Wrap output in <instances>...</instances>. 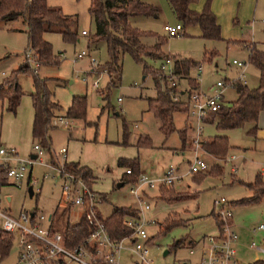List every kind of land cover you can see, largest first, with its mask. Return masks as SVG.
Returning <instances> with one entry per match:
<instances>
[{"label": "rangeland", "instance_id": "rangeland-1", "mask_svg": "<svg viewBox=\"0 0 264 264\" xmlns=\"http://www.w3.org/2000/svg\"><path fill=\"white\" fill-rule=\"evenodd\" d=\"M205 1L199 0L194 4V9L198 7L199 11ZM151 2L158 9V18L134 17L130 22L134 27L157 32L165 38L162 27L166 23L173 25L175 16L168 1ZM47 3L59 7L66 15L76 17L72 30L78 39L65 41L57 32L44 33V39L51 44L52 54L58 56V63L38 65L35 55L28 60L25 57L26 52H32L27 47L24 20L0 21V71L9 75L27 62L38 78L46 79L51 100L61 106V112H58L61 115H64L73 97L85 98L84 117L67 121L72 130L68 131L62 126L53 127L55 129L49 131L48 137L53 157L61 158V149H67V161L79 163L94 174L96 182L93 180V190L97 195L103 194L100 198L104 199L96 204L101 218L106 219L116 208L139 207L135 197L129 194L130 184L116 188L125 172V168H118L119 160H137L140 173L150 181L161 179L170 167H174L182 178L173 183V191L181 197L179 200L173 203L161 200L158 183L153 188L144 187L143 192L147 195L140 196L142 206H149V210L143 211L144 230L149 239L153 238L148 246L149 256L154 264H197L199 256L189 255L192 248L189 242L198 243L205 236L217 234L212 218L213 203L220 199L230 203L247 199L251 197V192L246 186L254 183L258 175L264 180V111L257 120L256 136L247 134L251 125L217 132L214 125L207 124L212 117L209 116L202 126L203 143L222 135L228 138L231 148L221 160L200 150L199 155L208 166V171L200 179L188 175L189 162L193 158L191 119L184 113L174 114L176 132L165 138L160 131V121L148 109V99L156 95L153 76L143 75L142 65L128 54L121 58L120 72L106 73L104 64L108 61V54L105 42H89L90 35L95 31L88 12L89 0H47ZM210 7L220 25L222 40L203 39L198 26H189L180 36H166L164 53L181 60L202 63L198 87L204 92H209L217 80L237 78L240 70L232 64L234 59L246 65L245 84L250 88L256 87L258 70L248 63L246 47L253 42L264 53V0H210ZM82 30L87 34H82ZM141 41L145 45L154 42L151 38H141ZM205 50L217 52L211 62H202ZM82 51L84 55L75 59L76 54ZM165 62V59L147 61L155 69ZM196 74L194 68L189 75L197 78ZM176 78L179 91L189 89L186 78ZM96 79L98 86L94 87ZM17 82L22 96L16 114L7 111V101L0 99V143L15 149L20 159H29L34 156L32 148L37 144L31 135L33 108L30 94L33 92V78L29 74L19 73ZM108 82L113 83L108 86ZM161 87L165 89L164 82ZM222 95L223 106L230 105L237 97L234 87L225 88ZM178 98L185 101L186 93ZM188 127L190 130H186V143L182 148L177 131ZM142 139L149 145H143ZM43 152L42 160L47 162L48 154ZM231 157L234 160L228 164L227 159ZM233 169H236L235 173L231 172ZM45 172L48 170L41 166L33 168L31 176L37 183L32 185L35 194L32 198L27 193L31 185L15 188L0 184V212L16 217L22 210H36L38 217L45 219L41 221V226L63 234L67 223L74 225L78 222L81 209L70 207L64 211L60 184L43 180ZM38 190L40 193L36 192ZM7 198L11 199L10 204L6 202ZM230 210L235 230L243 244L236 255L239 264H261L264 255L258 253L257 249L264 251V230L252 231L264 226V198L251 204H233ZM51 215H54L53 222L47 223ZM167 218L175 219L180 224L164 231L163 223ZM176 243L179 245L174 248ZM252 243L256 248H251ZM130 246L124 242L118 264H137V257L130 252ZM165 252L167 254L164 256ZM16 259L17 249L13 245L0 264H16Z\"/></svg>", "mask_w": 264, "mask_h": 264}, {"label": "trees", "instance_id": "trees-1", "mask_svg": "<svg viewBox=\"0 0 264 264\" xmlns=\"http://www.w3.org/2000/svg\"><path fill=\"white\" fill-rule=\"evenodd\" d=\"M167 1L176 21L182 24L183 30L189 26H198L201 38L215 41L222 40L221 28L217 22L216 15L210 7V0H206L199 11L194 9V4L199 0ZM88 12L95 26V31L90 35L89 42L104 41L106 44L108 54V61L104 64L106 73L110 75L111 73L120 72V61L124 54L130 55L135 62L140 63L143 75L150 74L153 76L156 87L155 97L148 99L149 111L160 121V131L165 138L176 132L174 114L184 113L188 117V104L182 100H173L172 94L175 93L173 90L169 88L162 89L161 83H166V78L163 76V64L160 68L155 69L147 61L171 60L173 62L172 72L175 76L187 79L189 89L186 91H193L199 86L195 78L189 74L200 62L181 60L165 54L163 46L167 41L166 36L163 38L157 32L141 30L131 24V18H153L158 15L157 7L146 0H89ZM18 18L24 20L27 47L36 56L38 65L58 63V56L52 54L51 44L44 39V33L57 32L61 34L65 41L74 42L78 39L76 32L72 30L76 17L64 14L59 7L48 5L47 0H0V21L16 20ZM141 38H151L154 42L145 45L142 43ZM232 43L236 44L239 41H232ZM246 48L248 50V63L255 66L258 70V85L250 88L241 81L235 82L236 99L230 105L222 106L220 111L211 115L212 117L207 121V124L214 125L217 132L242 129L247 125H251V129L247 134L256 135L257 120L260 113L264 111V53L253 42L248 43ZM216 55L217 52L215 50H205L202 62H211ZM19 73L29 74L33 78V92L30 94L33 108L32 140L36 141L37 145L47 152L48 161L58 165L59 161L53 157L50 151L48 133L50 130L55 129L51 126V121L54 117H60L59 115L61 114L58 112H61V106L51 100V94L45 83L46 79L38 78L35 74L36 72L25 62L1 80L0 99L7 101V111L15 113L22 96L20 85L17 82ZM111 83L113 82H108V86ZM84 114L85 98L75 96L64 115L61 116L76 120L83 118ZM186 130H190V128H182L177 131L182 148L185 147L186 143ZM142 140L143 145H149V143L144 142V139ZM230 148L228 138L222 135H216L202 144V151L217 160L223 159ZM117 166L131 172L130 175L123 173L119 180V183H122V187L126 184L133 185L138 181L141 173L137 160H119ZM64 168L68 172L81 176L89 186L92 185L88 183L89 180L93 181L92 172L88 168L80 167L76 163H66ZM194 176L200 179L205 174H195ZM6 182L5 176L0 172L1 186L5 185ZM173 187L174 184L159 186V198L167 203L179 200L181 197L173 191ZM246 187L251 192V197L231 203V206L233 204H251L264 198V180L261 176H256L254 183L248 184ZM70 207L72 206L68 205L63 209L65 211ZM33 213H36V210ZM53 216L51 215V223L54 219ZM97 217L103 222L110 238L114 241H119L133 235V229L127 227L125 222L127 220H131L134 223L137 222L139 214L136 208L121 207L114 209L106 219L101 218L98 212ZM212 218L214 219L213 213ZM179 224V221L167 218L163 223L164 231ZM90 232V227L80 217L76 224H66L62 234L64 243L71 248L79 244ZM152 240L153 238L149 239L147 244L151 245ZM178 245L179 243H176L174 248L178 247ZM195 245L196 242H189V246L193 247ZM12 247L13 238L0 229V261L8 256ZM261 264H264V262H261Z\"/></svg>", "mask_w": 264, "mask_h": 264}, {"label": "built area", "instance_id": "built-area-1", "mask_svg": "<svg viewBox=\"0 0 264 264\" xmlns=\"http://www.w3.org/2000/svg\"><path fill=\"white\" fill-rule=\"evenodd\" d=\"M167 37L180 36L183 27L180 22L173 25L168 23L162 27ZM82 34H87L82 31ZM84 52L76 54L75 59L81 58ZM28 59L34 57V54L25 53ZM34 60V59H32ZM232 64L236 65L240 70L236 79L217 80L209 89V92L202 91L199 87L193 91H179L177 88V76L172 72V61L166 60L162 65L164 70L163 76L166 78L165 88L173 90L172 99L177 101L179 94L186 93V102L188 104V117L192 121L193 127V158L189 162L188 175L203 174L208 171V166L201 159L199 151H202L203 141L201 139L203 125L209 116L220 111L223 101V91L227 87H234L236 81H243L245 63L242 61L232 60ZM167 71V73H165ZM197 78L199 83L200 74L202 72V63L196 67ZM7 76L5 71H0V82ZM98 79L93 82V86H98ZM172 93V92H171ZM68 119L65 117H55L52 120V127L62 126L69 128ZM34 159H20L16 150L11 147H5L0 143V172L5 176L7 185L15 188H21L25 185L32 188L37 182L34 178H30L27 183L28 175L35 166H41L48 170L42 176L43 180H49L53 183H59L63 195V208L71 205L81 209V216L90 227V234L85 237L79 244L69 248L64 243L62 234L53 232L50 228H44L40 225L44 221V217H38L37 212L20 211L16 217L0 212L1 230L13 238V245H16L17 259L16 264H118L121 250L124 242L129 243V248L137 257V264H154L149 256L147 241L149 240L144 227L145 221L143 211L149 210V206H142L141 195L143 188H153L155 183L159 186H169L179 182L182 178L177 175L174 167H170L161 179L150 181L142 174L139 175L138 181L131 185L129 194L135 197L138 203L136 208L139 219L137 222L127 220L125 225L133 229L134 233L131 237L114 241L107 233L103 222L97 217L96 204L102 199L93 190L92 185L89 186L84 179L71 172L66 171L64 165L66 162V149H61V158H58V165H54L50 161L42 160L43 150L35 144L32 148ZM234 157L228 158L227 163L231 164ZM235 173L236 169L231 170ZM126 175H130V170L125 171ZM93 184V181H88ZM40 193V191H36ZM34 195V192H33ZM1 202V200H0ZM6 202L11 203V199L7 198ZM231 203L220 199L213 203V217L217 225V234L215 236H205L190 248L189 255L198 254L199 260L197 264H238L236 258V247L238 243V235L234 231L232 223V213L230 210ZM79 217V218H80ZM47 223H51V216ZM264 226H259L253 230L256 233L263 230ZM251 248H256L254 243ZM258 253H262L257 249Z\"/></svg>", "mask_w": 264, "mask_h": 264}, {"label": "crops", "instance_id": "crops-1", "mask_svg": "<svg viewBox=\"0 0 264 264\" xmlns=\"http://www.w3.org/2000/svg\"><path fill=\"white\" fill-rule=\"evenodd\" d=\"M147 2H150V3H152L151 2V0H146ZM167 1V0H166ZM152 4H154V3H152ZM197 9H199L198 7L197 8H195V10H197ZM153 18H158V15L156 16V17H153ZM217 18V17H216ZM177 21H176V19H175V23H176ZM217 22H218V20H217ZM174 23V24H175ZM83 31V30H82ZM81 31V32H82ZM199 34H200V30H199ZM86 35V34H85ZM256 44V43H255ZM258 45V44H257ZM247 49V48H246ZM245 67H246V65H245ZM238 70V69H237ZM238 72V71H237ZM181 95H183V94H181ZM20 103V102H19ZM18 106H19V104H18ZM17 106V107H18ZM3 107V106H2ZM17 107H16V110H17ZM13 114H16V111H15V113H13ZM60 117H63V116H61V115H59ZM32 127V126H31ZM68 131H70V130H72V126L70 125V128H68L67 129ZM256 136V135H255ZM207 142V141H206ZM66 155H67V149H66ZM66 162L67 163H76V162H71V161H67L66 160ZM76 164H78L80 167H85V166H82V165H80L79 163H76ZM31 175H32V171L29 173V175H28V179H27V183L29 182V180H30V178H31ZM92 176H93V180L96 182V178H95V176H94V174L92 173ZM92 188H93V184H92ZM95 191V190H94ZM101 196L103 195V194H100ZM99 195V196H100ZM146 193L145 192H143V194H142V196H144V197H146ZM10 216H12V215H10ZM233 223V222H232ZM233 228H234V230H235V226H234V224H233ZM264 230V229H263ZM263 230H260V231H263ZM259 231V232H260ZM217 232V231H216ZM235 232H236V230H235ZM237 233V232H236ZM216 234V233H215ZM214 235V234H213ZM238 235V234H237ZM243 238H244V236H243ZM243 244L242 243H240V240H239V236H238V243H237V247H236V255H237V252H239V250L241 249V246H242ZM259 251H262V255H264V251L263 250H261V249H259ZM237 261H238V259H237ZM238 264H239V262H238Z\"/></svg>", "mask_w": 264, "mask_h": 264}, {"label": "water", "instance_id": "water-1", "mask_svg": "<svg viewBox=\"0 0 264 264\" xmlns=\"http://www.w3.org/2000/svg\"><path fill=\"white\" fill-rule=\"evenodd\" d=\"M31 159H34L35 158V156H31L30 157ZM122 187V183H117V185H116V188L117 189H120ZM27 193H28V196H29V198H32L33 197V191H32V188L31 187H28V189H27ZM167 254V252H165L164 253V256Z\"/></svg>", "mask_w": 264, "mask_h": 264}]
</instances>
